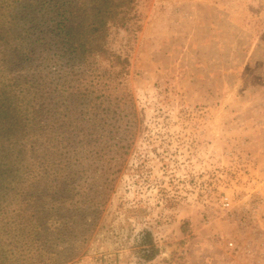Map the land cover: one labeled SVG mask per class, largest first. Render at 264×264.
Returning <instances> with one entry per match:
<instances>
[{"label":"rangeland","instance_id":"1","mask_svg":"<svg viewBox=\"0 0 264 264\" xmlns=\"http://www.w3.org/2000/svg\"><path fill=\"white\" fill-rule=\"evenodd\" d=\"M125 18L93 68L107 100L53 131L48 244L70 264H264V0H135Z\"/></svg>","mask_w":264,"mask_h":264},{"label":"trees","instance_id":"2","mask_svg":"<svg viewBox=\"0 0 264 264\" xmlns=\"http://www.w3.org/2000/svg\"><path fill=\"white\" fill-rule=\"evenodd\" d=\"M134 3L0 0V264H70L75 258L48 244L51 232L41 228L37 207L50 187L43 188L40 177L56 175L53 131L63 128L69 105H91L93 115L95 101L107 100L95 59L108 54L110 27L122 24ZM148 243L141 256L146 262L157 254Z\"/></svg>","mask_w":264,"mask_h":264}]
</instances>
